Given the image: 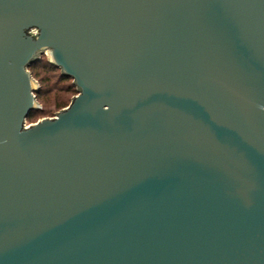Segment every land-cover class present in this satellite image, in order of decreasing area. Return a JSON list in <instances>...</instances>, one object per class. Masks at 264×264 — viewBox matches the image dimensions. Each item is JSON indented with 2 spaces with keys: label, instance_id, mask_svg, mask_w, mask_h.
I'll list each match as a JSON object with an SVG mask.
<instances>
[{
  "label": "water",
  "instance_id": "water-1",
  "mask_svg": "<svg viewBox=\"0 0 264 264\" xmlns=\"http://www.w3.org/2000/svg\"><path fill=\"white\" fill-rule=\"evenodd\" d=\"M0 264H264V0H0Z\"/></svg>",
  "mask_w": 264,
  "mask_h": 264
},
{
  "label": "trees",
  "instance_id": "trees-1",
  "mask_svg": "<svg viewBox=\"0 0 264 264\" xmlns=\"http://www.w3.org/2000/svg\"><path fill=\"white\" fill-rule=\"evenodd\" d=\"M33 77L39 82L40 89L36 93L38 101L54 104L57 109L66 107L70 97L78 93L76 86L71 78L61 74L60 69L53 66L47 58H42L30 66ZM33 112L28 120H31L36 113Z\"/></svg>",
  "mask_w": 264,
  "mask_h": 264
},
{
  "label": "rangeland",
  "instance_id": "rangeland-1",
  "mask_svg": "<svg viewBox=\"0 0 264 264\" xmlns=\"http://www.w3.org/2000/svg\"><path fill=\"white\" fill-rule=\"evenodd\" d=\"M48 56H49V51L46 50V54H44L43 57L48 59ZM38 83H39V82H38ZM76 94H77V93H76ZM74 95H75V94H74ZM74 95H73V96H74ZM73 96L70 97V101H69L68 105L70 104V102H71ZM39 103H40V102H39ZM40 105H41V109H40L41 112L36 113V114L34 115V117H33L31 120H28V122H27L28 124L35 123V122H37V121H39V120H41V119H43V118L53 117V116L56 115V113H57L58 111H60V110H62L63 108H65V107H63V108H61V109H57V108L54 106V104L48 103V104L46 105L44 102H41ZM68 105H67V106H68ZM67 106H66V107H67Z\"/></svg>",
  "mask_w": 264,
  "mask_h": 264
}]
</instances>
